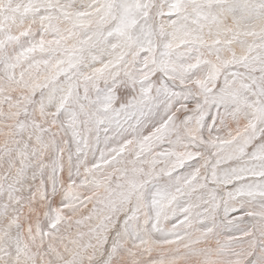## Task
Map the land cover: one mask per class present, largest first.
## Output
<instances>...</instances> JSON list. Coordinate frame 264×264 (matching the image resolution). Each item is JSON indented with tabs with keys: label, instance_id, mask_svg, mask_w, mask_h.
Listing matches in <instances>:
<instances>
[{
	"label": "snow or ice",
	"instance_id": "6c2138e0",
	"mask_svg": "<svg viewBox=\"0 0 264 264\" xmlns=\"http://www.w3.org/2000/svg\"><path fill=\"white\" fill-rule=\"evenodd\" d=\"M0 264H264V0H0Z\"/></svg>",
	"mask_w": 264,
	"mask_h": 264
}]
</instances>
